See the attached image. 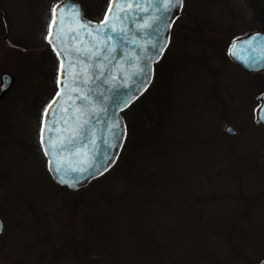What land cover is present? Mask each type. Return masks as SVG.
Returning <instances> with one entry per match:
<instances>
[{
	"label": "rangeland",
	"instance_id": "obj_1",
	"mask_svg": "<svg viewBox=\"0 0 264 264\" xmlns=\"http://www.w3.org/2000/svg\"><path fill=\"white\" fill-rule=\"evenodd\" d=\"M55 1L0 0V70L15 77L0 94V264H259L264 127L253 117L264 72L245 74L228 46L264 29V0H183L152 90L125 113L122 155L76 189L47 174L37 140L54 89ZM80 1L98 17L106 0ZM217 95L233 98L237 117L219 115Z\"/></svg>",
	"mask_w": 264,
	"mask_h": 264
},
{
	"label": "water",
	"instance_id": "obj_2",
	"mask_svg": "<svg viewBox=\"0 0 264 264\" xmlns=\"http://www.w3.org/2000/svg\"><path fill=\"white\" fill-rule=\"evenodd\" d=\"M181 6L182 0H110L103 17L94 21L77 0L53 4L63 19L52 25L51 16V45L61 55L57 90L44 108L39 137L56 183L82 187L116 161L126 134L121 110L149 85ZM2 20L6 35L4 14ZM229 55L248 72L264 70V32L238 35ZM1 76L0 94L11 82L8 73ZM261 100L255 123L264 124V93ZM2 227L0 217V233Z\"/></svg>",
	"mask_w": 264,
	"mask_h": 264
},
{
	"label": "flooded vegetation",
	"instance_id": "obj_3",
	"mask_svg": "<svg viewBox=\"0 0 264 264\" xmlns=\"http://www.w3.org/2000/svg\"><path fill=\"white\" fill-rule=\"evenodd\" d=\"M2 14H3V12H2V10L0 9V20H1V22H2V24H3V21H2ZM253 30H261V31H264V29H261V28H256V29H253ZM8 33V32H7ZM7 35V34H6ZM6 35H2V34H0V38H3V37H5ZM236 66H238V68L240 69V70H242L245 74H252V75H259L260 76V74L261 73H263L264 71H260V72H247V71H245L243 68H241L238 64H236V63H234ZM31 72V71H30ZM3 73H9L10 74V76H11V82H10V85H9V87L4 91V92H6L8 89H11V87H12V85L14 84V81H15V77H14V75L12 74V73H10V72H8V71H1L0 70V84H1V82H2V74ZM3 92V93H4ZM264 93V90H262L261 91V93L259 94V96L257 97V101H258V103H257V106L255 107V114H254V117H253V122H254V120H255V117H256V110L258 109V107L260 106V104H261V96H262V94ZM216 103H217V105H216V111L219 113V115H226L225 114V112H228V113H231L232 115H235V114H233V112L235 111V104H234V100H233V98L232 97H229V96H226V95H224V97L223 96H220V95H217V97H216ZM236 117H237V115H235ZM235 116H232V118H233V120L236 118ZM237 119V118H236ZM232 120V121H233ZM227 122H228V124H226V126H225V132L226 133H228V134H230V135H233L234 133H235V131H236V127H235V125L234 124H232L231 122L232 121H230L228 118H227V120H226ZM39 122H40V120H39ZM257 125H260V126H263V125H261V124H257ZM264 127V126H263ZM38 128H39V125H38ZM229 128H231L232 130H230ZM37 140H38V143H39V139H38V136H37ZM40 146V145H39ZM41 149V148H40ZM42 152V151H41ZM42 156L43 157H45L44 156V154L42 153ZM46 159V158H45ZM45 162H46V160H45ZM45 171L47 172V166H46V163H45Z\"/></svg>",
	"mask_w": 264,
	"mask_h": 264
},
{
	"label": "trees",
	"instance_id": "obj_4",
	"mask_svg": "<svg viewBox=\"0 0 264 264\" xmlns=\"http://www.w3.org/2000/svg\"><path fill=\"white\" fill-rule=\"evenodd\" d=\"M84 5V10H85V14L87 15V16H89V17H91V18H95V16H93V14H92V9H91V7H88V6H86L85 4H83ZM172 39V30H171V38H170V40ZM46 53H47V56H48V58L49 59H47V61H50V60H52V58H55V56H54V54H53V52L51 51V49H47L46 50ZM165 54H166V50H165V52H164V54L162 55V57H161V59L158 61V62H156L155 63V70H156V68H157V66L159 65V63L166 57L165 56ZM54 69H53V72H52V83H53V86H54ZM155 77H156V72H154V77H153V80L155 79ZM152 80V82H151V84L149 85V87L147 88V90L141 95V96H139L133 103H131L126 109H124L123 111H122V113H123V115H124V117H125V113L127 112V110L134 104V103H136L138 100H140L141 99V97L145 94V93H147L148 91H151L152 90V87L154 86V81ZM55 87V86H54ZM54 90V89H53ZM52 90V91H53ZM125 121H126V124H127V120H126V118H125ZM127 137L128 136H126V140H125V143H124V146H123V148H122V151H121V153H120V156L122 155V152H123V150H124V148L126 147L125 145H126V143H127ZM120 156H119V158H120Z\"/></svg>",
	"mask_w": 264,
	"mask_h": 264
},
{
	"label": "snow or ice",
	"instance_id": "obj_5",
	"mask_svg": "<svg viewBox=\"0 0 264 264\" xmlns=\"http://www.w3.org/2000/svg\"><path fill=\"white\" fill-rule=\"evenodd\" d=\"M165 7H167V6L165 5ZM50 11L52 13V25H55L58 21L63 19L62 15H60V16L57 15V12H58L57 8H52ZM59 11L61 14L63 13V9H60ZM109 12H111V9H109ZM107 20H108V17L106 16L105 20H104V25L107 24ZM80 26L82 28L88 27V25H86V24H82ZM101 27H103V25L97 26V30H99ZM52 35H53V33L51 31V26H50V30L48 32V39H49L50 43L52 42ZM57 55L59 56V55H61V53L58 51ZM61 67H63V61L61 62ZM58 83H59V81H58ZM56 95H57V97H59L60 93L58 92ZM53 103H55V101H53ZM49 107H51V105H49ZM45 111L47 112V109Z\"/></svg>",
	"mask_w": 264,
	"mask_h": 264
}]
</instances>
